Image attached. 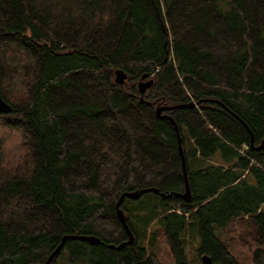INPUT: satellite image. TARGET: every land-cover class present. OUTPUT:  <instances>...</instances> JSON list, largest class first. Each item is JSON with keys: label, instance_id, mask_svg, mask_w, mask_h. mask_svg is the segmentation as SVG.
I'll return each instance as SVG.
<instances>
[{"label": "trees", "instance_id": "obj_1", "mask_svg": "<svg viewBox=\"0 0 264 264\" xmlns=\"http://www.w3.org/2000/svg\"><path fill=\"white\" fill-rule=\"evenodd\" d=\"M0 95V264H240L244 218L264 264V0H0Z\"/></svg>", "mask_w": 264, "mask_h": 264}, {"label": "rangeland", "instance_id": "obj_2", "mask_svg": "<svg viewBox=\"0 0 264 264\" xmlns=\"http://www.w3.org/2000/svg\"><path fill=\"white\" fill-rule=\"evenodd\" d=\"M5 141L10 150L12 152H16L15 150L18 148L17 137L11 134L6 137ZM153 226L157 228V225ZM249 234L250 226L245 218L234 222L232 225L230 224L227 229L221 232L222 239L228 250L240 264H253L252 250L254 245L252 244ZM241 236H243V239ZM195 245L196 243L193 242L188 244L186 248L188 264H202L201 257L195 251ZM152 248L161 264H175L170 247L161 232L159 233L158 240L154 242ZM59 264L68 263L64 258H62L59 260Z\"/></svg>", "mask_w": 264, "mask_h": 264}, {"label": "water", "instance_id": "obj_3", "mask_svg": "<svg viewBox=\"0 0 264 264\" xmlns=\"http://www.w3.org/2000/svg\"><path fill=\"white\" fill-rule=\"evenodd\" d=\"M126 79H127V74L124 71H122L120 69H117L115 71V82L117 84L123 85L125 83ZM152 84H153V80L152 79H148V74H144L142 76V78H141V81L138 83L139 92L141 94H143L148 88H150L152 86ZM188 105L189 106H194L195 103L191 102ZM178 107H180V105L158 106L156 108V113L160 117H164V118L169 119L175 125V123L173 121V118L169 114H163L162 115V113L165 112V111H168V110L176 109ZM10 109H11V106L0 95V113H7V112L10 111ZM263 144H264V140L262 141L261 146H263ZM179 151H180V154L182 156V148H181V146L179 147ZM182 162H183V173H184L185 188L186 189H185V193H183L181 196L184 199H189L190 190H189L187 177H186L184 159H183ZM149 191L158 193L157 189L149 188V189H144V190H140V191L126 192V193H123L120 196V198H119V200H118V202L116 204L117 217H118L119 221L122 223V225L124 226L125 230L127 231L128 239L126 241L122 242L121 244H119L118 246L111 245L110 247H113V248H116V249H120V248H122L124 246L132 245L134 243V241H135V237L132 234V232L130 231L128 225H127L125 213H124L123 209L120 207V205L122 203V200H123V197H129V198H132V199H137L139 197L140 193L149 192ZM161 195H163V194H161ZM68 239L87 240V241H90V242H93V243H98L99 242V240L97 238L92 237V236L66 235V236H64L62 238V242L60 243V245L49 255V257L46 259L44 264H50V262L54 259V257L57 255V253L62 249L64 242L66 240H68ZM201 261H202V264H221L219 262H213L211 260V258L208 255H205V254L201 256Z\"/></svg>", "mask_w": 264, "mask_h": 264}]
</instances>
